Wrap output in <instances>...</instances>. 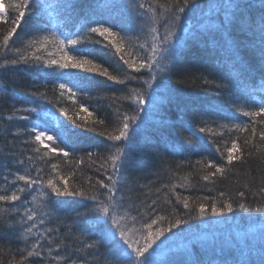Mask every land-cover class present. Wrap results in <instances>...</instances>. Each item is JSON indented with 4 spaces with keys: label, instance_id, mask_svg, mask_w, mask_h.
<instances>
[{
    "label": "snow or ice",
    "instance_id": "1",
    "mask_svg": "<svg viewBox=\"0 0 264 264\" xmlns=\"http://www.w3.org/2000/svg\"><path fill=\"white\" fill-rule=\"evenodd\" d=\"M133 4L138 13L137 18L141 21L140 30L145 36L142 43L137 39L135 44L124 35L135 30L125 19L114 23L113 19L106 17L109 7L107 0H8L6 5L0 0V25L6 29L0 35V57H6L8 53L15 57L3 59L0 69L4 72L23 71L42 76L52 82V92L57 94V105L61 99L73 105L71 110L66 107L57 109L66 118V122L53 110L56 105L46 107L41 103L48 100L47 91H32L22 101L29 106H13L7 116H0V119L7 121H25L32 125L15 127L11 133L15 138L27 137L20 140L19 145L13 139L6 142L7 151L0 146V172L4 173L0 176V224H7L13 232L18 231L19 234L14 238L25 244L24 248L16 249L19 259L13 258L9 264H204L191 250L176 261L175 253L169 249L168 258L157 261V242L165 233L186 225L189 219L233 213L234 205L244 212L255 211L261 214L257 218H264V177H261L256 191L252 193L257 202L255 209L247 202L244 190L236 192V199L226 197L224 191L218 193V198L203 196L196 200L189 196L181 199L176 193V203L182 204L183 209L187 210L183 216L177 208H173L169 216L161 215L156 199L147 205V212L143 206L135 203V198L130 195L135 185L125 183L124 172L132 147L126 143L130 138V129L137 120L142 119L139 114L145 111L144 105L147 102L145 91L139 88H130L129 94L122 97L111 94L114 101H132L136 111L129 115L127 112L119 113L117 108L119 115L112 130L105 129L98 133L108 142V154H96V160L100 161L97 171L103 172L104 179L97 178L93 183L90 178L87 186L75 185L70 182L72 174H62L56 163H51L47 172L45 167L38 166H48L53 158L69 160L74 155L80 137L89 132L97 133V126L106 124L105 119L94 118L95 113L79 99L93 89L99 91L104 87L101 77L119 85L138 79L131 72H126L123 78L113 74L106 66L108 61L103 56L104 52L110 51L132 72L141 73V70L147 69L148 78L143 82L150 91L151 100L155 102L158 92L168 91L172 87L170 80L175 74L170 71L172 61L186 46L199 42L205 34L212 36L213 47L219 45L227 54L230 68L228 79L232 81L231 99L251 101V106L245 108L236 103L231 105L235 112L249 117L250 121L243 124H219L217 127L228 132L235 130L237 133H245L246 138L241 142L239 136L230 137L224 141L223 146L216 144L215 151L219 153L220 162L213 159L196 161L205 172L201 179L214 183L218 175L224 176L231 171L234 162L245 163L248 158L255 157L264 162V97L256 103L255 89L249 87L254 73H258L261 81L259 90L264 92V0H133L132 4H126V9L133 8ZM185 18L191 21L186 26ZM76 21L80 22L77 31H69L68 25ZM20 31L32 35L24 41L22 47L13 48L11 45L15 43V37ZM86 44L101 47L97 51L83 47ZM134 47L140 52L134 53ZM20 64L30 67H9ZM13 83L16 81L13 80ZM205 83L214 81L205 79ZM216 88L223 90L227 85L216 84ZM213 95L219 98L221 91ZM48 102L52 103L50 100ZM215 106L220 107L219 100ZM177 122L184 131H191V124H185L183 120ZM202 122L205 126L198 128L200 133L222 134L215 132L206 121ZM139 126L137 124V128ZM7 132L5 129V134ZM169 134L177 135L175 128ZM194 135L185 136L183 140L177 139L168 147L174 152L186 146L194 149L199 143V139H193ZM161 146L164 145L158 144L157 148ZM86 155L90 160L93 157L91 152ZM78 163H83V160ZM162 187L167 189L168 186ZM180 187H185V184L182 183ZM244 188L251 191L248 184ZM156 192H161V189L157 188ZM65 197H79L92 202L83 211H76L72 219L78 222L82 217L95 214L98 238L91 239L82 235L79 238L81 247L69 255L53 256V246L64 250L66 245L60 237L59 229L44 225L50 223L53 217L59 219V211L53 210L52 203L55 198ZM55 203L59 205L62 201L55 200ZM172 203L169 199L168 204ZM134 211L136 215H132ZM145 215L148 216L146 222ZM138 220L141 221L139 228L127 226L129 221L135 225ZM165 223L167 227L162 226ZM261 238L264 240V232ZM85 239H88L87 243H84ZM197 239L199 242H207L209 238L204 236ZM42 242L49 246L45 248ZM154 245L157 247L154 248ZM251 245L246 243L245 247L251 250ZM261 247L264 248V244ZM101 248L104 249L103 255H93ZM227 251L235 255L234 249L229 248ZM78 254L86 255L79 259L73 258ZM240 255H243V249H240ZM223 264H228V261ZM233 264L251 262L236 259Z\"/></svg>",
    "mask_w": 264,
    "mask_h": 264
},
{
    "label": "trees",
    "instance_id": "2",
    "mask_svg": "<svg viewBox=\"0 0 264 264\" xmlns=\"http://www.w3.org/2000/svg\"><path fill=\"white\" fill-rule=\"evenodd\" d=\"M109 7L106 10V17L117 22L120 19H125L134 31L124 33L126 39L132 44L136 40L142 43L145 39L144 33L140 30V19L137 18V11L133 8L126 9V4H132L133 0H107ZM6 5L8 0H3ZM99 18V17H97ZM79 21L70 23L68 30L71 32L77 31ZM191 23L188 18H185V26ZM93 26V25H88ZM5 26L0 25V35L5 31ZM163 32V28L160 29ZM86 31V30H85ZM31 33L20 31V34L15 37V43L11 47H22ZM212 36L205 34L199 42L186 46L183 51L176 57L170 65V71L174 72L171 76L170 84L172 87L165 92H158V99L153 102L151 100L150 91L144 84V79L148 78V70L143 69L141 73H135L122 65L119 58L111 55L110 51L103 53L107 59L106 66L109 67L113 74L123 78L126 72H131L132 75L138 77L137 80L131 81L125 85H119L112 81H107L101 77L105 86L91 90L87 96H81L79 99L89 107V110L95 113L94 118L105 119L106 124L97 126V133H87L80 137L74 149V155L67 161L62 157L53 158L48 162V166L39 164L38 166L48 167L51 163H56L64 175L72 174L70 182L75 185L87 186L89 179L95 183L97 178L104 179L102 171H97L100 163L96 160V154L106 156L107 141L106 138L100 136V131H111L115 126V121L118 119L116 109L119 108V113L127 112L129 115L135 114L136 105L130 100H113L111 94L115 93L117 97H122L129 94L130 88H139L146 93L145 111L139 115L142 118L137 120L130 129V138L126 143L131 144V150L127 157V168L124 172V180L126 184L135 185L130 194L135 198V203L144 207L147 212V205L151 204L152 200H158L157 208L161 215L169 216L173 208H177L179 214L183 216L184 212L182 204L176 203V193L181 199L189 196L192 200L198 197L209 196L217 197L218 193L224 191L226 197L230 196L236 199V192L239 190L246 191L247 202L255 209L257 206L256 200L252 193L256 191L261 177H264V162L253 158H248L245 163L234 162L231 171L226 172L224 176H217L214 183L205 182L201 176L205 174L200 165L196 164L198 160L207 161L209 159L219 161V153L215 151L216 144L223 146L224 141L230 137L239 136L240 141L246 138L245 133H237L235 130L228 132L218 129L219 124H243L250 121L249 117L243 116L239 112H235L231 105L236 103L239 107L251 106V101L240 99L234 101L230 96L232 81L228 79L229 63L227 54L219 45L212 46ZM219 39V38H218ZM83 47L94 48L97 51L100 45H83ZM52 51V49H49ZM134 53H139L137 48L132 49ZM15 58L14 54L8 53L6 57H0V62L3 59ZM10 68L24 69L30 65H9ZM0 116H7L12 107H27L23 104L24 96L32 91H47L48 100L41 101L46 107H53L54 111L61 120H65L58 111V107H66L70 110L73 108L71 102L64 99L56 104V96L52 92V82L45 80L42 76L35 73L27 72H4L0 69ZM90 75V74H85ZM143 79H140V77ZM205 79L214 81V83H205ZM13 80L16 83H13ZM225 84L227 88L220 90L216 88V84ZM260 76L254 73V79L249 81V87L255 89L256 103L260 102L261 97H264V92L259 90ZM221 91V96L217 98L213 95L214 92ZM52 101L50 104L48 101ZM217 100L220 101V107H216ZM34 106V105H33ZM25 115V113H21ZM36 114H33L35 116ZM183 120L185 124H191V131H184L181 124L177 121ZM206 121L208 126L215 132L222 133L217 135H209L200 133L199 127H204ZM67 122V121H66ZM139 124V128H137ZM32 125L25 121H7L0 119V146L7 151L6 142L16 139L19 145L20 140L27 137L15 138L11 135L15 127H31ZM175 128L177 135H170V131ZM5 129L8 130L5 134ZM77 131H81L77 129ZM193 139H199L196 148L186 146L177 152H174L168 145L174 143L177 139L183 140L185 136H192ZM215 141V143H213ZM158 144L164 146L158 147ZM156 149V150H154ZM73 151V149H67ZM88 152L93 153L90 160L86 155ZM83 160V163H78ZM95 161V163H94ZM179 165V167H177ZM4 173L0 172V176ZM185 187H180L181 184ZM248 184L251 191L244 188ZM140 185L145 187L141 188ZM167 185V189L162 186ZM175 191L173 192V186ZM160 188L161 192L157 193L156 189ZM30 198V197H29ZM171 199L173 203L168 204ZM55 200L62 201L59 205ZM52 203L53 210L59 211V219L52 218L50 223H46L44 227L59 229L60 237L64 240L66 248L64 250L56 249L53 246V256L69 255L75 249L82 246L79 238L83 235L86 238L97 239L98 230L95 223L94 215L82 217L78 222L72 218L76 211H83L84 207L90 206L92 202L84 201L79 197L55 198ZM134 211L132 215H136ZM261 214L253 211L251 213L244 212L242 209L235 207L233 213H225L222 216H206L189 219L186 225H180L172 229L170 233H165L157 242L159 249L155 259L162 261L170 255L169 249L175 253L174 259L179 261L183 258L188 250H191L195 257L201 259L204 264H223L228 261V264H233L234 260H248L251 264H264V240L261 238V233L264 232V218H257ZM148 216L145 215L144 222ZM141 221H137L133 225L130 221L128 227H140ZM167 227V223L162 225ZM19 232L10 230L7 224H0V264H9L13 258L19 259L17 248H24L23 241H17L14 236ZM207 236V242H199L198 237ZM118 238V237H117ZM59 242V241H57ZM88 239L84 240L87 243ZM44 247L49 245L45 242ZM207 246L205 247V244ZM246 243H250L251 250L245 247ZM157 245L153 247L156 248ZM194 245V247H193ZM234 249L235 255L228 253V249ZM240 249H243V255H240ZM151 251V250H150ZM104 249L93 255H103ZM86 254H78L73 258H83ZM63 264V262H61Z\"/></svg>",
    "mask_w": 264,
    "mask_h": 264
}]
</instances>
